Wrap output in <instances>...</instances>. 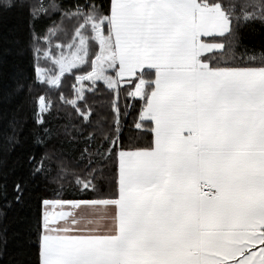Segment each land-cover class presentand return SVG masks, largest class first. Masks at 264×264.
<instances>
[{
  "label": "snow or ice",
  "instance_id": "obj_1",
  "mask_svg": "<svg viewBox=\"0 0 264 264\" xmlns=\"http://www.w3.org/2000/svg\"><path fill=\"white\" fill-rule=\"evenodd\" d=\"M24 4L0 0V12ZM28 12L52 25L32 27L33 83L58 87L82 65L77 82L114 93L107 130L72 126L79 168L47 151L29 157L32 176L75 197L41 199L37 264H264V46L241 42L264 26V0H40ZM60 33L67 42L53 48ZM122 91L139 98L134 128L146 142L121 140ZM76 92L66 103L91 125L77 105L83 84ZM51 107L38 98L41 147L60 135L45 126ZM14 191L19 201L23 186Z\"/></svg>",
  "mask_w": 264,
  "mask_h": 264
},
{
  "label": "trees",
  "instance_id": "obj_2",
  "mask_svg": "<svg viewBox=\"0 0 264 264\" xmlns=\"http://www.w3.org/2000/svg\"><path fill=\"white\" fill-rule=\"evenodd\" d=\"M39 2L25 0L23 7L0 12V264H37L41 199L75 198L71 195L55 196L54 184L46 183L45 178L39 174L32 176L29 157L35 156L38 159L47 151L54 160H63L69 168H79L75 156L83 145L78 140L68 142L70 136H77L72 126L92 131L100 122V126L107 130L114 116L111 110L114 93L102 81H98L95 86L90 81H76V75L88 70L82 65L79 66L81 72L73 69L72 72L64 73L58 87L38 81L33 83L35 61L31 42L32 27L38 33H43L47 27L52 26L49 19L30 24L28 4L38 5ZM51 2L53 0H44L45 4ZM54 2L66 4L68 0ZM49 17L59 22L58 13L49 10ZM68 27L70 29V25ZM59 36V39L53 38V48L67 42L62 33ZM241 42L254 48L264 46V26L256 23L243 29ZM40 66L46 70H58L55 65L43 61ZM30 83L31 91L28 89ZM20 84H23L22 88L18 87ZM81 84L84 86L85 99L77 100V105L82 109L85 106L91 109V125H85L74 107L66 103L77 95L76 89ZM41 95L52 103L51 114H45L48 121L45 126L50 125L60 133L46 147L34 143L33 136L36 127L34 112ZM119 107L122 142L129 144L138 139L146 142L149 137L134 128L140 107L139 98L127 97L126 91H122L119 94ZM64 126L68 127L69 135L64 134ZM16 183L23 186V195L19 201L14 198L17 195L14 191Z\"/></svg>",
  "mask_w": 264,
  "mask_h": 264
}]
</instances>
